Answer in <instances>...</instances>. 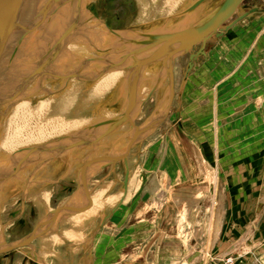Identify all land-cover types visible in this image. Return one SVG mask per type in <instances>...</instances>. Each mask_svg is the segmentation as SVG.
Here are the masks:
<instances>
[{
  "label": "rangeland",
  "instance_id": "374dc122",
  "mask_svg": "<svg viewBox=\"0 0 264 264\" xmlns=\"http://www.w3.org/2000/svg\"><path fill=\"white\" fill-rule=\"evenodd\" d=\"M222 1L202 2L199 6L202 16L197 23ZM62 2L65 0L57 2L55 10L60 9ZM67 6L64 13H68ZM137 7L136 0L90 2L84 16L88 18L86 23L80 24L77 35L79 66L83 73L78 88L104 75L119 48L102 49L97 37L100 29L93 23L104 24L106 32H110L108 27L121 31L122 37L115 34L118 37L115 41L127 42L126 24L136 18ZM252 8L257 10L246 20L226 28V24ZM55 10L43 27L36 20H29L28 29L12 50L15 51L11 58L13 70L25 65L36 66L51 46L57 45L58 41L46 44L44 51L39 52L38 39L43 37L48 42L54 36L58 38L74 18L63 14V28L58 27L54 23ZM182 15L184 11L172 17ZM223 28V34L207 41L206 55H200L191 70H188L190 53L197 52L201 44L173 60L176 73L174 107H170L161 123L143 133L131 147L128 157L99 170L83 169L87 170L82 180L84 185L85 180L90 182L95 178L117 179L115 193L124 189L126 165L130 159V184L117 208L106 209L102 217L97 212L83 216V221L77 225L67 221L61 229L62 234L59 233L62 219L50 220L47 233L58 232L61 236L57 233L51 244L42 247L36 241L37 236L33 238L34 252L39 255L37 264H229V258H233L234 264H264V0H244ZM131 39L135 48L141 46L135 43L138 35ZM72 52V40L68 39L62 61L53 63V55L49 58L47 81L62 88L56 94L63 95L72 89L65 84L73 74ZM117 52L118 57L126 54L123 49ZM102 68L105 69L99 74ZM37 71L23 77L8 74L3 78L0 104L20 107L18 104L23 103L29 106L30 113L37 104L36 93L40 90ZM165 75L169 78L167 71ZM173 79L175 81L174 75ZM55 93L49 97L53 98ZM163 93L166 96L156 117L164 114L169 103L170 78ZM143 104L147 117L133 119L140 128L156 118L151 117L157 109L154 98L148 96ZM176 108L181 109V117ZM131 127L135 129L132 124ZM55 157L57 155L36 159L34 167ZM30 167L24 164L20 170ZM55 179L49 199L53 210L59 212L71 195H75V205H79L83 195L80 181ZM110 187L108 185L107 191ZM11 189L6 198L0 197V206L3 204L0 264H34L36 259L25 238L35 228L40 209L23 197L27 189L25 184L21 189ZM15 196L18 198L10 202ZM250 226H254V230L259 227L246 244L250 248L236 251L235 245L230 249L240 242Z\"/></svg>",
  "mask_w": 264,
  "mask_h": 264
},
{
  "label": "bare ground",
  "instance_id": "6f19581e",
  "mask_svg": "<svg viewBox=\"0 0 264 264\" xmlns=\"http://www.w3.org/2000/svg\"><path fill=\"white\" fill-rule=\"evenodd\" d=\"M85 1L86 0L77 6H71L67 3V10L70 19L82 10ZM93 1L98 0H90V2ZM136 1L138 3L137 16L126 24V31H128V33H126V35H128L127 42H125L126 40L122 42H117L118 40L115 41L118 37L116 38L115 34L112 32L104 31V26H102L104 24H100V22L94 23L96 28H99L100 30L103 29L102 31H99V34L97 35L102 49L107 50V46L119 47L115 50L114 57L119 55L117 52L119 49H123L126 51V54L131 55L130 57L133 59L142 61L147 57V53L150 50L145 49L141 53H132L131 51L136 48L132 44L133 40L131 37L134 38L138 35L137 40L146 39V36L152 35L154 32L163 33L168 30L172 31L182 28L183 26H190L193 23H196L202 16L199 11L201 3L192 9V5L198 0ZM76 2L78 3V0ZM185 10L187 11L184 15L175 18L172 17ZM102 21H104L103 18ZM79 27L80 22L76 25L69 37V40H74L76 43L74 47V49L76 48V51L74 50L71 54V59L73 60V63H71L73 74H70V77L65 82V84L67 83L66 86H72L71 90L63 93V95L62 93L56 94L55 92H60L62 88L58 89L53 83L47 81L49 68L48 61L50 59L46 62H41L42 60H40L36 64L39 68L37 67L33 70H38L37 76L40 81V90L36 93V101L38 102V105H35L36 107L32 109L29 114L32 118H26L22 114L10 110V104H0V135H2V133L9 134V137H7V139L3 137V143H0V197L1 199L6 198L7 191H9L10 188L14 191L21 189L22 184H25L27 189L23 191V197L27 200H31V202L40 209L39 219L34 227L42 222L43 219L51 215L47 206L48 203H46L45 192L48 199H50V195L54 190L53 182L55 176L56 179L61 177L64 180L79 182V175L82 177L83 174H81V171L85 167L87 168L102 164L108 158L119 153L133 138L135 129H132L131 127L132 119H140L141 117L145 119L147 117L144 115L143 111V103L147 97L151 95L156 102L157 109L152 116L149 114L151 117H156L163 105V97L168 93H163L165 87L168 85L169 78L165 75L166 69L163 66V61L161 59L153 60L140 68L133 66L132 58L129 60H119L114 64H111L107 69L108 71L99 79L93 80L92 84H83L81 89L78 88L79 83H81L79 81H81V78L83 77V73L80 71L79 66V53L77 52V35ZM38 41L39 52L41 53L44 51L46 44L47 46L50 43L53 45L58 40L54 36L53 39L48 42L43 37L38 39ZM67 43L65 45H67ZM63 48L60 52L53 55V63H59L62 61L64 57ZM101 60L103 61V59ZM27 67L30 68V66L25 65L16 70L12 69L9 75L23 77L33 72L30 71L25 73ZM22 74L24 75L22 76ZM173 75L175 81L174 98L171 105L172 108L174 107L176 99V73L174 65ZM54 93L56 96L53 98L49 97ZM129 106L131 108L129 109L128 119L108 133L100 136L99 134L103 133L111 123L126 113L128 110L127 107ZM145 125L142 124V126ZM74 143H80L79 145L82 144V146H70ZM84 143L88 144L83 146ZM50 155H57V157L52 158L50 161L48 160L38 168L34 167L33 163H35L36 159H44L45 156ZM24 164L31 165V167L20 170ZM128 166L130 171L132 166L130 159ZM34 168H36L35 171H33ZM85 175L86 174H84L83 178ZM27 177H29V179L24 180ZM108 180H110L109 177L108 179L95 178L90 182L85 180L84 187H88L92 182L101 185ZM116 181L118 180L115 179V181H113V185L107 191V195L99 200V206L95 212H97L96 214L100 213V217H102L106 212L105 210L109 208L105 203H108L113 199L114 195L110 196L108 194H113V188ZM129 184L130 175L128 186ZM126 191L127 189H122L116 192L118 199L115 203L112 202L115 204L114 206H112L113 204L111 203L112 205H110V209L112 208L114 210L117 208ZM81 193H83V191ZM17 196L12 200L18 198ZM20 196L21 195H19V197ZM76 203L77 198L75 195H71L60 211L68 210ZM2 205L0 206V211L2 210ZM49 227L51 226L46 225L40 230L39 234H37L36 241H39L38 245H41V247L48 243L51 244L54 236L58 233L48 234ZM77 232L82 234L81 230H78ZM58 235L60 234L58 233ZM1 246H3V244L0 239V247ZM37 256L39 258L38 254ZM38 258L37 260H39Z\"/></svg>",
  "mask_w": 264,
  "mask_h": 264
},
{
  "label": "water",
  "instance_id": "95a60500",
  "mask_svg": "<svg viewBox=\"0 0 264 264\" xmlns=\"http://www.w3.org/2000/svg\"><path fill=\"white\" fill-rule=\"evenodd\" d=\"M59 0H51L47 6V14L44 16L42 21L40 22V26H45L48 21V18L52 12L54 6H56ZM205 0H198L195 4L192 5V9H194L198 4L204 2ZM244 0H223L206 18L201 20L199 23H195L194 25H190V27L186 26L182 29L166 32V33H152V35L146 36V39H139L135 43L140 44L139 48L133 49L131 52H143L145 49L150 50L147 53V57L142 61H137L130 57L129 54H122L120 57L116 56L111 59L110 64H114L119 60H131L133 61V66L136 68H140L141 66L157 59H161L163 61V66L169 74L170 78V98L169 103L167 105L166 111L162 116H158L152 120V122L144 128H140L135 125L132 119V125L135 128V134L131 140V142L127 145L124 152L117 153L116 155L108 158L104 163L96 166L87 167L88 170H99L105 165L114 163L121 159H126L128 157V153L131 147L138 141V139L143 135V133L150 131L157 124L161 123L164 117H166V113L170 110L172 105V100L174 97V79H173V60L178 56L188 52H191L195 46L201 44V48L195 52L190 53V61L188 63V70H191L194 67L195 60L200 55H206L205 47L206 43L209 39H211L214 35L220 36L223 34V27L225 22L232 18L240 5ZM40 0H0V81L8 76L11 73V58L15 51H12L15 47H17L23 32L28 29L29 20L32 18L34 11L38 5ZM90 4V0H86L83 4V8L81 11L75 14L74 18L71 20L70 24L66 27V29L61 33V35L57 38L58 45L51 47L48 50V53L44 56L41 62H46L52 55L62 50L63 46L68 42L69 37L71 36L76 25L84 18L86 12L88 11V7ZM191 8V7H190ZM257 9L252 8L248 12L243 13L233 22L226 24V28L232 27L239 20L248 17L249 14L255 12ZM187 10L184 11V14ZM18 25V26H16ZM41 27V28H42ZM110 32L116 35H123V33L117 29L107 28ZM14 52V53H13ZM34 54H39V52H35ZM6 58V59H5ZM5 61V62H3ZM40 62V63H41ZM40 66V65H39ZM30 68H26L25 73L33 71L38 66H31ZM41 67V66H40ZM39 68V67H38ZM105 68H102L98 73H102ZM24 73V72H23ZM24 74H22L23 76ZM128 110L126 113L121 116L119 119L111 123V125L106 128V130L99 134L100 136L108 133L112 129L116 128L123 122H125L129 117V109L130 106L127 107ZM98 135V136H99ZM80 143H74L70 146L78 147ZM85 145V143L83 144ZM85 169V168H84ZM87 170L82 171V177H80L79 187L83 190L82 201H80L79 205H74L68 210L59 211L53 213L52 216L45 219L43 222L39 223L25 238V243L29 245L32 249V253L34 258L36 259L34 264H37L38 256L34 252V246L32 244V240L34 237L39 234L40 230L43 227L48 225L50 220H54L56 218L63 219L64 217L69 216L74 212V210L80 208L86 201L87 194L84 187V183L82 182L83 176ZM129 166L126 165V174L124 179V190L127 189L128 180H129ZM115 210V209H114ZM59 224V223H57ZM15 246V245H14Z\"/></svg>",
  "mask_w": 264,
  "mask_h": 264
},
{
  "label": "crops",
  "instance_id": "0c3cea01",
  "mask_svg": "<svg viewBox=\"0 0 264 264\" xmlns=\"http://www.w3.org/2000/svg\"><path fill=\"white\" fill-rule=\"evenodd\" d=\"M77 0H70V2L68 0H65V2L61 4V7L60 9H57L55 10L56 6L53 7L52 11L55 10V18H54V23L58 26V27H61L63 28L62 26V22H61V18H62V15L64 14H68L69 16V13L65 12L64 13V9L65 7L67 6V2L68 4H70L71 6H77L79 4H81L84 0H78V3L76 2ZM99 1V0H98ZM50 2V0H40V2L38 3L35 11H34V14L32 16V20H36L38 23H40V21H42V19L44 18V15L47 14V6H48V3ZM96 2V1H95ZM213 4H215L213 2ZM217 5V4H216ZM213 8H215V5L213 6ZM68 11V10H67ZM70 17V16H69ZM87 16L84 17L81 21H80V24L83 22V23H86V20H87ZM102 20V18H101ZM246 20V18H243L241 19V21H244ZM240 21V22H241ZM94 24V23H93ZM95 27V26H94ZM102 31V30H100ZM40 37V36H38ZM75 41L72 40V45H73V51L75 50L76 51V48L74 49L75 47ZM78 52V51H77ZM103 76V75H102ZM20 105V107H16V106H12L10 110H13V111H16L20 114H22L24 117L26 118H32L29 114V111H30V108L29 106L27 105H24L23 103H20L18 104V106ZM38 105V102L37 104ZM36 107V106H35ZM177 110V113L178 115H180V117L182 116V111L180 108H176ZM180 117L178 116V118L180 119ZM1 133V132H0ZM6 136V137H5ZM3 137L7 139V137H9V134H4L2 133V135H0V143H3ZM131 169H132V166H131ZM113 181H115L114 178H111L110 180L102 183L101 185H97L95 182H92L90 183V187H86L85 190H86V194H87V198H86V201L85 203L78 209L74 210V212H72V214H70L69 216L67 217H64L62 220H61V223H60V228H59V233H61V229L64 228V225H67V221H70L69 223H73L74 222V225H77L78 222L80 221H83V216H92L93 212H95V210L98 208L99 206V200L102 199V197L106 196L107 195V187L109 185L112 186L113 185ZM117 182V181H116ZM127 191H128V188H127ZM44 192H45V188H44ZM109 195V194H108ZM112 195L113 196V199L110 200L108 203H105L108 207L111 205L112 202L116 201L118 199V196H117V193H113ZM111 196V195H110ZM109 197V196H108ZM45 198H46V203H48V209L49 211L51 212V214L54 213V210L53 208L51 207L50 205V201L46 195V192H45ZM63 200V199H62ZM14 200L10 201V202H13ZM110 208V207H109ZM56 213V212H55ZM1 222V220H0ZM259 230V227H257L255 230H254V226H250L249 230L247 232L244 233V235L242 236L240 242H237L236 244H233L230 249L235 246L234 248H236L235 250H240V251H243L245 250V248L249 247V246H246L247 242L251 239V237L254 236V232ZM62 234V233H61ZM60 234V235H61ZM8 237V236H7ZM250 238V239H249ZM245 239V240H244ZM239 243V244H238ZM250 248V247H249ZM250 250V249H248ZM261 252V251H260ZM247 253V252H246ZM245 253V254H246ZM255 264V263H254ZM263 264V263H261Z\"/></svg>",
  "mask_w": 264,
  "mask_h": 264
},
{
  "label": "built area",
  "instance_id": "2783aa9c",
  "mask_svg": "<svg viewBox=\"0 0 264 264\" xmlns=\"http://www.w3.org/2000/svg\"><path fill=\"white\" fill-rule=\"evenodd\" d=\"M228 263H229V264H234L233 258H229V259H228Z\"/></svg>",
  "mask_w": 264,
  "mask_h": 264
}]
</instances>
